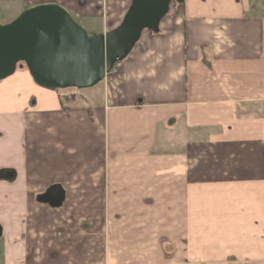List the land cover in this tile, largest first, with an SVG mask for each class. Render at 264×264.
<instances>
[{
	"label": "crops",
	"instance_id": "1",
	"mask_svg": "<svg viewBox=\"0 0 264 264\" xmlns=\"http://www.w3.org/2000/svg\"><path fill=\"white\" fill-rule=\"evenodd\" d=\"M131 2L28 1L6 23L57 4L102 35ZM255 3L172 4L160 33L146 30L99 93L66 108L27 68L0 83V175L12 176L0 179V264H264V3ZM25 86L37 97L30 106ZM53 187L64 192L59 207L38 201Z\"/></svg>",
	"mask_w": 264,
	"mask_h": 264
},
{
	"label": "water",
	"instance_id": "2",
	"mask_svg": "<svg viewBox=\"0 0 264 264\" xmlns=\"http://www.w3.org/2000/svg\"><path fill=\"white\" fill-rule=\"evenodd\" d=\"M173 3L182 5L185 0H132L121 24L102 35H90L57 4L29 8L10 23L0 24V81L25 64L41 88H94L130 56L144 31L160 33ZM10 178L9 173L0 175ZM63 199L64 192L53 187L38 201L59 207Z\"/></svg>",
	"mask_w": 264,
	"mask_h": 264
},
{
	"label": "rangeland",
	"instance_id": "3",
	"mask_svg": "<svg viewBox=\"0 0 264 264\" xmlns=\"http://www.w3.org/2000/svg\"><path fill=\"white\" fill-rule=\"evenodd\" d=\"M14 1V0H12ZM23 2L21 3H18V4H15L14 5V2H13V5L11 3V0H0V17H1V21L2 23H6L8 22V19L9 17H11L12 15H17L19 14L20 11H17L19 10L20 8L24 7L25 5L24 4H27L28 1H34V0H21ZM27 2V3H26ZM262 2L264 3V1H256L255 4L257 5H262ZM177 6V4L173 5V7L175 8ZM81 26V25H80ZM19 68V66H18ZM23 68H26L25 64L23 65ZM117 68V65L115 66L114 70ZM113 70V71H114ZM10 78V77H9ZM8 78V79H9ZM7 80V79H6ZM2 81H0L1 83ZM103 87V82L100 83L99 85H97L96 87L94 88H91V89H86V90H77V89H70L69 92L68 91H65L63 92V94L65 95H74L76 98L78 99H81L83 97H87L88 94L94 92V91H97L99 89H102ZM28 86H25L23 87V90H24V95L23 96H20V98L22 100H25L24 103H27L28 106H30L31 104H34L36 101H37V97L33 96V93L29 92L27 90ZM27 90V94H25ZM29 92V93H28ZM98 92V91H97ZM22 93V94H23ZM99 93V92H98ZM100 97V96H99ZM79 104V103H78ZM88 105L91 104L90 101L87 102ZM81 105V104H80ZM6 133V130L4 128L1 127V124H0V139L3 137V135ZM0 243H1V239H0Z\"/></svg>",
	"mask_w": 264,
	"mask_h": 264
},
{
	"label": "trees",
	"instance_id": "4",
	"mask_svg": "<svg viewBox=\"0 0 264 264\" xmlns=\"http://www.w3.org/2000/svg\"><path fill=\"white\" fill-rule=\"evenodd\" d=\"M255 1H260V0H255ZM175 4V3H173ZM145 32V31H144ZM70 89L68 90H53L59 93V99H60V103L61 105L66 108L65 106L67 104H71L73 102H75L77 100V98L74 95H65L63 94V92L68 91L69 92Z\"/></svg>",
	"mask_w": 264,
	"mask_h": 264
},
{
	"label": "flooded vegetation",
	"instance_id": "5",
	"mask_svg": "<svg viewBox=\"0 0 264 264\" xmlns=\"http://www.w3.org/2000/svg\"><path fill=\"white\" fill-rule=\"evenodd\" d=\"M0 24H8V23H1V22H0Z\"/></svg>",
	"mask_w": 264,
	"mask_h": 264
}]
</instances>
